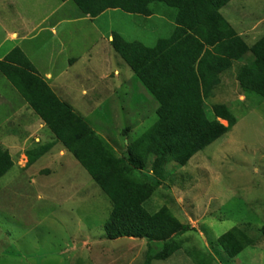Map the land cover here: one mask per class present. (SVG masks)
<instances>
[{
	"label": "rangeland",
	"instance_id": "374dc122",
	"mask_svg": "<svg viewBox=\"0 0 264 264\" xmlns=\"http://www.w3.org/2000/svg\"><path fill=\"white\" fill-rule=\"evenodd\" d=\"M28 1L19 0L17 9L29 10ZM39 5L51 12V26L62 22L54 40L45 34L42 42L52 39L50 44H67L68 54L79 58L72 73L76 83V77L86 71L94 76V81L98 73L105 71L106 48L121 62L119 69L134 76L114 51L112 40L109 41L113 35L154 48L175 30L172 18L176 11L162 4L152 5L156 15L151 18L110 10L97 20L86 16L73 0L66 4L44 0ZM8 7L9 1L4 8ZM222 14L239 33L252 37L254 43L264 37V0H233ZM3 37L0 29V41ZM90 55L96 61L88 64ZM110 60V66L117 68V61L111 57ZM236 66L226 75L233 80L228 77L206 102L210 117L214 105H227L236 125L198 153L187 167L169 166L154 175L162 185L146 209L155 214L168 207L192 231L176 237L174 242L180 246L176 254L151 264H195L188 256L193 251L211 256L214 264H264V99L241 90L235 82L234 72L240 65ZM135 82L145 90L137 79ZM144 92L146 100L142 95H133L134 103L145 102L144 107H135L132 99L128 102L120 97L117 105L122 111H116V107L109 112L103 105L95 113L84 112L88 106L80 108L87 123L103 135L118 156L125 155L127 148L158 120L159 104ZM58 164H64L61 171L56 168L50 171L51 176L36 175L23 188L18 187L20 192L13 186L0 192V264H145L148 257L163 250L162 244L145 240H107L104 226L112 211L108 197L72 155ZM46 165L51 166L52 162L40 161L33 172ZM145 174L152 175V169ZM23 179L27 181L28 177ZM4 182L0 183L2 188ZM56 184L57 188L51 187V191L50 186ZM62 184L65 185L60 188ZM234 228L243 230L255 244L230 259L218 239Z\"/></svg>",
	"mask_w": 264,
	"mask_h": 264
},
{
	"label": "trees",
	"instance_id": "16d2710c",
	"mask_svg": "<svg viewBox=\"0 0 264 264\" xmlns=\"http://www.w3.org/2000/svg\"><path fill=\"white\" fill-rule=\"evenodd\" d=\"M67 2L69 0H61ZM92 20L110 10L151 18L154 4L175 10V30L154 48L127 42L113 35L114 51L130 67L136 79L159 104L157 122L123 156L62 101L36 72L20 49L0 62V72L26 100L35 114L108 197L112 211L105 223V237L145 240L162 244L160 253L145 264L164 261L180 246L176 237L192 229L168 207L151 214L145 205L161 187L154 175L170 168L182 169L205 148L225 136L237 123L227 105H214L212 116L206 102L222 83V76L241 64L237 81L247 95L264 99V37L250 46L222 14L233 0H73ZM222 122L228 125L224 126ZM43 146L27 153L28 167L51 150ZM14 163L0 147V181ZM149 168L153 174H145ZM255 241L240 228L218 239L230 259H236ZM195 264H214L202 252H188Z\"/></svg>",
	"mask_w": 264,
	"mask_h": 264
},
{
	"label": "crops",
	"instance_id": "0c3cea01",
	"mask_svg": "<svg viewBox=\"0 0 264 264\" xmlns=\"http://www.w3.org/2000/svg\"><path fill=\"white\" fill-rule=\"evenodd\" d=\"M7 1H9V7L11 8H4ZM18 1L0 0V29L4 36L0 41V62L4 61L15 49H20L33 65L38 75L47 82L55 94L62 101L70 104L83 117L85 115L81 113L83 109L80 108L84 106L89 107L84 109L86 113H91L94 110L95 113L102 108V105L109 108V112L116 107V111L118 109L122 111V108L117 105V103L120 104V97L127 98L129 99L128 102H130L131 99L133 100L134 94L145 95V90L137 86L135 75L133 74L134 76H132L122 72L118 67L121 62L115 60L112 52L108 51L107 48L106 53L108 54H105L104 57L105 71L100 74L98 73L97 80L95 81L94 76L88 75V71H86L76 77L78 82L76 83L72 73L77 69V65L80 62L79 58L68 54L69 49L67 48V44H50V42L53 43L52 41L57 35V28L62 22H58L55 27L50 25L51 12L49 9L43 10L39 5V2H43L44 0L28 1L31 8L22 11L21 9H17ZM67 2L63 3L66 4ZM235 30L237 31V29ZM237 33L249 45L250 43L256 44L251 39L252 37H246L238 31ZM45 34L51 35L53 40L51 39V41L43 43L42 37ZM111 40H113L112 37L109 41ZM249 41L251 42L249 43ZM106 46L108 47V44ZM110 57L114 62L117 61L115 63L117 68L110 66ZM87 61L90 64L96 60L90 55ZM236 65L241 66V64L237 63L234 67ZM227 74L229 72L222 76V83H225L224 81L229 77L226 76ZM234 75L236 77V80H234L239 85L236 71ZM230 80L233 79L230 78ZM93 81L97 83L93 84ZM144 97L146 100V96ZM144 103L136 102L133 106L144 107ZM48 145L52 146L48 154L34 165L28 167L27 153ZM0 147L9 152L14 163L10 173L0 181V183L5 181L3 188L2 184H0V192L4 191L8 186H13L16 190H18V187L21 189L26 182L28 183V180L31 181V178L33 179L36 175L40 176L42 173L51 176L53 173L50 174V171L53 169L58 168L61 171L64 164H58V162L68 161L69 155H71L60 143L55 141V137L45 123L35 114L26 100L1 72ZM44 159L52 162V165H46L47 167H42L38 171L33 172L36 165ZM24 177H28L27 181H24ZM29 185L33 184L29 182ZM64 185L62 184L60 188L64 187ZM57 186V184L50 186V190L52 191ZM18 192L20 191L18 190ZM130 240L135 241L134 239Z\"/></svg>",
	"mask_w": 264,
	"mask_h": 264
}]
</instances>
